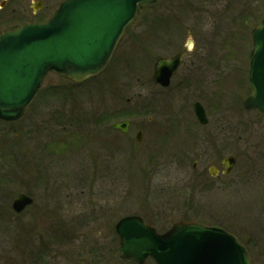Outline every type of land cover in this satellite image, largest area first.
I'll return each instance as SVG.
<instances>
[{"label":"rangeland","instance_id":"obj_1","mask_svg":"<svg viewBox=\"0 0 264 264\" xmlns=\"http://www.w3.org/2000/svg\"><path fill=\"white\" fill-rule=\"evenodd\" d=\"M36 1L6 0L0 30L47 18L62 0L34 13ZM263 13L264 0H162L140 12L96 78L75 85L48 72L20 119H0V264H137L119 259L114 229L130 214L160 233L183 219L222 227L264 264V117L242 105ZM188 39L170 85H154L155 60ZM125 118L127 134L110 128ZM225 155L235 157L230 173L212 178L203 166L222 169ZM19 195L31 202L15 210Z\"/></svg>","mask_w":264,"mask_h":264},{"label":"water","instance_id":"obj_2","mask_svg":"<svg viewBox=\"0 0 264 264\" xmlns=\"http://www.w3.org/2000/svg\"><path fill=\"white\" fill-rule=\"evenodd\" d=\"M157 1L64 0L47 21L26 22L0 32V119H18L49 70L75 82L99 74L142 7ZM186 51L183 47L170 58H159L155 82L168 84ZM248 84L251 93L244 107L264 115V14L251 33ZM195 113L205 121L198 104ZM127 126V121L112 125L123 132ZM30 202L19 195L13 207L20 210ZM115 230L120 258L138 263L151 255L157 264H254L234 236L215 227L181 221L159 235L140 217L126 216Z\"/></svg>","mask_w":264,"mask_h":264},{"label":"flooded vegetation","instance_id":"obj_3","mask_svg":"<svg viewBox=\"0 0 264 264\" xmlns=\"http://www.w3.org/2000/svg\"><path fill=\"white\" fill-rule=\"evenodd\" d=\"M185 59V58H184ZM184 59H183V62H182V64H181V66L183 65V63H184ZM181 66L179 67V69L181 68ZM178 69V70H179ZM156 86H158V85H156ZM160 87V86H159ZM209 125V122L207 123V124H204V126H208ZM206 135H208V134H210V132H206L205 133ZM219 145H220V143H219ZM227 147V144H223V147H222V149L224 150L225 148ZM200 156L201 157H204L202 154H200ZM225 156H227V155H225ZM225 156H223V157H221L220 159H219V163H220V165H222V169H220L219 168V165H217L216 163H214V164H210L208 167L207 166H203L204 167V171H206V173L209 175V176H211L212 178H218V177H222V178H226L227 176H228V174L230 173V171H228V172H225V164H223V158L225 157ZM210 156H208V157H204L203 159H206V158H209ZM213 162H215V161H213ZM196 163H197V166H198V164H199V159L196 161ZM207 167V168H206ZM211 167H214L215 169H212L213 171H215V175L213 176V175H211ZM194 168H195V164H194ZM242 242V241H241ZM244 244V243H243ZM245 245V244H244ZM246 246V245H245Z\"/></svg>","mask_w":264,"mask_h":264}]
</instances>
